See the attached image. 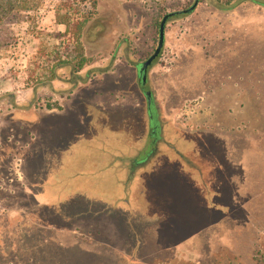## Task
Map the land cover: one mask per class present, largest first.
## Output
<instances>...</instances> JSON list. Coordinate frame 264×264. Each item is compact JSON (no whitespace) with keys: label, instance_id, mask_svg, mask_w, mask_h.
Here are the masks:
<instances>
[{"label":"rangeland","instance_id":"374dc122","mask_svg":"<svg viewBox=\"0 0 264 264\" xmlns=\"http://www.w3.org/2000/svg\"><path fill=\"white\" fill-rule=\"evenodd\" d=\"M195 1L31 0L12 25L0 264H264V0L168 19L144 84L156 150L135 163L155 123L137 63Z\"/></svg>","mask_w":264,"mask_h":264},{"label":"trees","instance_id":"16d2710c","mask_svg":"<svg viewBox=\"0 0 264 264\" xmlns=\"http://www.w3.org/2000/svg\"><path fill=\"white\" fill-rule=\"evenodd\" d=\"M30 2L31 0H0V54L1 51L15 42L16 35L12 29V25L16 22H19L20 20H23L24 17H29V15H25L23 12H27L28 10H31L33 7H35L34 3L30 4ZM140 83L143 85L141 80ZM48 106L50 109H62V106L59 105L58 102H56L52 107L49 104ZM152 112L154 116H156L158 114L157 108L152 107Z\"/></svg>","mask_w":264,"mask_h":264},{"label":"water","instance_id":"95a60500","mask_svg":"<svg viewBox=\"0 0 264 264\" xmlns=\"http://www.w3.org/2000/svg\"><path fill=\"white\" fill-rule=\"evenodd\" d=\"M199 3V0H196L190 7L185 8V9H181V10H176V11H171L168 12L166 14H164V16L162 17L161 21H160V25H159V29H158V34H159V38H158V45L156 47V49L154 50V52L144 61L137 63V70H138V76L142 82V84H146L147 82V70L148 67L151 65V63L153 62V60L159 56L161 50L164 47V43H165V30H166V23L168 21V19L175 15V14H179V13H186V12H191L193 11L197 5ZM147 96L151 95V91H147L146 92ZM150 102V100H149Z\"/></svg>","mask_w":264,"mask_h":264},{"label":"crops","instance_id":"0c3cea01","mask_svg":"<svg viewBox=\"0 0 264 264\" xmlns=\"http://www.w3.org/2000/svg\"><path fill=\"white\" fill-rule=\"evenodd\" d=\"M150 147H151V145H150ZM150 147L145 151V149L144 150H142L143 152H141L140 154H138V161L140 160V162H138L139 164H141L142 165V162H146V161H148V159H149V157H151L152 155H148L147 157V159L145 160V159H142V158H144V156H145V154L149 151V149H150ZM122 151H120L121 152V156H123L124 155V149H121ZM126 153H127V156H129V153H130V151L128 150V149H126ZM112 152V151H111ZM112 155V154H111ZM172 156V155H171ZM174 156V155H173ZM104 157H106V156H104ZM175 157V156H174ZM129 157H127V159H128ZM121 159H124V156L121 158ZM176 159V158H175ZM136 161V160H135ZM178 163H179V166L183 169V170H186V169H184V167L183 166H181V163L179 162V160L177 161ZM113 171V170H112ZM130 170H129V166H127V168H126V170H125V175H124V168H123V170H122V175H121V177H119L121 180H120V184H121V187L123 188V190L121 189V192L122 191H126V192H128V193H130V190L133 188V186H135V182L136 183H138V181H139V179H140V177H139V175H138V177L136 178V177H134V178H130ZM131 180H133V184H130V181ZM146 183H147V181H146ZM140 184V183H139ZM138 184V185H139ZM143 186V185H142ZM143 188H147V186L146 187H143ZM146 191L145 190H143V193L144 194H146L145 193ZM148 195V194H147ZM146 197V196H145ZM147 198V197H146ZM148 204H149V202H148Z\"/></svg>","mask_w":264,"mask_h":264},{"label":"flooded vegetation","instance_id":"af4514ba","mask_svg":"<svg viewBox=\"0 0 264 264\" xmlns=\"http://www.w3.org/2000/svg\"><path fill=\"white\" fill-rule=\"evenodd\" d=\"M142 87H143V90L145 92L148 91V89L146 88V85H143ZM149 100H150V102H149ZM146 104H147V110H148V114H149V123H150V125L153 124L154 123V119H155V123H154V125L152 127V133H151L152 137H151V141L149 142V144L151 145V147H150L149 151L145 154L144 158H142V159H145V160L148 158L147 157L148 155H153V153L156 150V142H155V137H154L153 131L156 130V128L158 127V123H159L158 122L159 121V118L157 117V115L154 116V114L152 112V107H155V103H154L152 94L150 96H147L146 95ZM156 120H157V122H156ZM138 162H140V160L138 161V158H136L135 163H138Z\"/></svg>","mask_w":264,"mask_h":264}]
</instances>
